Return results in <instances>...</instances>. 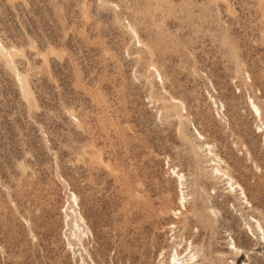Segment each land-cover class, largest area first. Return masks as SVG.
I'll return each mask as SVG.
<instances>
[{"label": "rangeland", "instance_id": "1", "mask_svg": "<svg viewBox=\"0 0 264 264\" xmlns=\"http://www.w3.org/2000/svg\"><path fill=\"white\" fill-rule=\"evenodd\" d=\"M0 264H264V0H0Z\"/></svg>", "mask_w": 264, "mask_h": 264}]
</instances>
